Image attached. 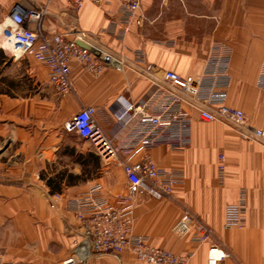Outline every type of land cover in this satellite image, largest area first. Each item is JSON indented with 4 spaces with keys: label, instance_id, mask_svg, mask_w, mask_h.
Wrapping results in <instances>:
<instances>
[{
    "label": "crops",
    "instance_id": "0c3cea01",
    "mask_svg": "<svg viewBox=\"0 0 264 264\" xmlns=\"http://www.w3.org/2000/svg\"><path fill=\"white\" fill-rule=\"evenodd\" d=\"M46 7L47 33L77 26L95 32L100 45L124 57L122 70L105 67L94 75L70 63L73 91L59 94L47 78V67L4 45L14 2ZM141 23L133 22L122 40L103 28L116 18L117 2L98 6L84 0L79 9L65 0H0V257L5 262L60 264L81 237V223L65 201L101 185L109 203L123 205L128 192L123 161L102 158L92 144L64 128L83 106H94L103 133L118 144L129 125L113 111L125 100L137 102L161 83L163 71L180 75L196 71L212 45L231 52V83L226 103L241 109L253 127L264 125V90L255 80L264 62V0H140ZM118 27L121 25L118 24ZM144 51L149 70L134 62ZM191 144L182 150L159 146L145 154L164 169L182 172V183L169 198L156 199L139 189L133 202L134 234L189 264H207L215 244L229 252L217 264H264V141L243 139L223 121H203L191 110ZM225 180L217 181L219 155ZM245 191L244 225L224 228L227 203ZM183 209L191 211L213 234L207 242L178 234L174 226ZM76 264H146L129 251L119 255L91 251Z\"/></svg>",
    "mask_w": 264,
    "mask_h": 264
},
{
    "label": "built area",
    "instance_id": "2783aa9c",
    "mask_svg": "<svg viewBox=\"0 0 264 264\" xmlns=\"http://www.w3.org/2000/svg\"><path fill=\"white\" fill-rule=\"evenodd\" d=\"M79 9L84 0H65ZM98 6L117 2L116 18L103 28V32L122 40L130 25L141 23L140 0H91ZM46 7L28 6L22 2L13 3L9 13V24L2 30L3 39L12 45L11 51L29 55L47 67V78L61 95L73 91L70 63L79 62L94 75L105 67L122 70L125 60L121 53L105 49L100 45L95 32L77 26L55 33H47L43 19ZM121 26L118 27L117 25ZM81 40L90 46L85 49L76 43ZM134 62L145 70L150 69L144 51L137 49ZM231 52L212 45L196 71L180 75L165 70L161 83L153 80L151 91L137 102L123 100L113 111L117 119L124 118L129 125L120 142L114 145L101 130L95 119L94 106H83L64 122V128L88 140L96 152L105 159L116 154L124 155L123 171L127 179L128 192L122 197L123 205L115 206L101 193V185L92 184L85 192L65 201L81 223V237L72 252L60 264H76L91 251L98 254L119 255L124 251L146 264H189L190 254L177 255L169 250L151 246L143 235L133 233V202L139 189H144L156 199L169 198L174 186L182 183L183 174L174 169H164L145 154L139 161L130 158L141 151L166 146L182 150L191 144V110L203 121L219 120L231 124L239 135L249 141H264V125L253 127L241 109L230 107L227 93L231 83ZM255 85L264 90V62ZM224 155H219L217 181L225 180ZM245 191L241 190L239 200L224 206L223 227L244 225ZM178 234L191 233L190 239L207 242L213 230L202 223L191 211L183 209L174 226ZM84 256V257H83ZM229 252L215 244L207 251V264H217ZM0 264H25L20 261Z\"/></svg>",
    "mask_w": 264,
    "mask_h": 264
},
{
    "label": "water",
    "instance_id": "95a60500",
    "mask_svg": "<svg viewBox=\"0 0 264 264\" xmlns=\"http://www.w3.org/2000/svg\"><path fill=\"white\" fill-rule=\"evenodd\" d=\"M76 43L85 49H90V46L81 40H76Z\"/></svg>",
    "mask_w": 264,
    "mask_h": 264
},
{
    "label": "bare ground",
    "instance_id": "6f19581e",
    "mask_svg": "<svg viewBox=\"0 0 264 264\" xmlns=\"http://www.w3.org/2000/svg\"><path fill=\"white\" fill-rule=\"evenodd\" d=\"M4 45L6 47L12 48V45L4 40ZM18 52V51H17ZM84 257V256H83Z\"/></svg>",
    "mask_w": 264,
    "mask_h": 264
}]
</instances>
